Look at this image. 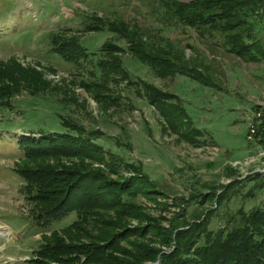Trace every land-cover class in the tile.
<instances>
[{
	"label": "trees",
	"instance_id": "1",
	"mask_svg": "<svg viewBox=\"0 0 264 264\" xmlns=\"http://www.w3.org/2000/svg\"><path fill=\"white\" fill-rule=\"evenodd\" d=\"M154 3L165 22L180 25L178 31L186 37H190V30L215 41L219 37L217 42L241 60H263L264 65V29L261 36L254 33L255 28L264 26V0ZM84 28H105L114 37L100 43V56L94 61L96 71L77 80L102 107L120 103V91L115 88L121 83L133 86L156 108L170 131L191 144L205 142L206 131L192 123L174 92L130 75L119 57L123 46L115 40L123 39L129 53L157 76L179 73L215 85L206 65L185 56L182 45L189 46L188 41L175 43L145 28L138 19L106 18L94 12L86 16ZM48 42L50 51L77 65L89 54L74 33L51 31ZM48 86L39 70L20 65L13 55L0 60V104H9L11 96L20 90L35 94ZM63 96L74 100L66 93ZM58 116L64 130L26 131L16 139L23 156L14 170L21 177L19 190L34 204L35 224L47 227L69 212L74 213L65 225L41 233L28 258L32 264H264V199L247 209L236 207L232 213L224 214L223 223L215 227L210 226L214 207L198 209L205 199L214 198L219 204L238 191L240 181L258 178L244 192L251 194L252 188L264 185V172L252 171L239 178L228 163L231 179L217 189L208 183L205 189L180 198L181 203L172 200L177 210L166 216L162 213L169 205L162 200L166 192L156 187L138 163L123 160L98 142L96 136L103 133L98 127L88 129L69 116ZM259 119L254 138L261 143L264 115ZM120 165L131 173L123 174ZM139 197L153 202L158 213L146 212ZM189 200L195 203L187 216L184 204ZM129 218H135L136 223L129 224Z\"/></svg>",
	"mask_w": 264,
	"mask_h": 264
},
{
	"label": "rangeland",
	"instance_id": "2",
	"mask_svg": "<svg viewBox=\"0 0 264 264\" xmlns=\"http://www.w3.org/2000/svg\"><path fill=\"white\" fill-rule=\"evenodd\" d=\"M154 2L0 0V60L13 55L20 65L39 70L49 83L48 88L35 94L20 90L11 96L9 104H0V264H32L28 258L40 241L41 233L47 234L50 229L59 228L74 218V213L69 212L47 227H38L33 218L34 204L19 190L21 177L14 170L23 156L16 141L19 135L27 134L26 131L64 130L58 114L69 116L88 129L98 127L103 132L96 136L98 142L123 160L138 163L156 187L166 192L167 196L162 198L169 204V210H162L166 216L177 210L172 200L181 203L180 198L205 189L208 183L213 185L212 188H218L220 183L231 179L226 168L231 160H240L232 166L236 171L234 175L239 178L252 171L264 172V155L256 154L262 142H257L254 137L248 140L245 136L248 124L253 122L256 128L259 118L264 115L263 60H241L217 42L219 37L215 41L194 30L186 37L178 31L180 25L165 22ZM93 12L106 18L138 19L145 28L166 35L175 43L188 41L189 46L182 45L185 56L206 65L215 85L179 73L157 76L148 65L129 53L123 39L115 40L123 46L119 57L132 77L150 81L179 97L192 123L206 131L203 144H191L170 131L156 108L133 86L121 83L115 88L120 91V103L102 107L77 82L79 78H87L89 71H96L94 61L100 56V43L104 39H114L105 28H84L86 16ZM157 26L161 30L155 29ZM259 28L254 30L256 36H261L264 26ZM51 31L77 35L89 51L86 59L77 65L50 51L48 35ZM149 39L159 42L155 38ZM52 85L57 86L56 89ZM257 111L259 115H256ZM248 157L251 160L243 161ZM62 160L67 161V158ZM92 164L102 166L96 162ZM120 170L125 175L131 173L122 165ZM252 181H240L238 191L219 204L214 198L205 199L198 209L214 207L210 226L222 224L224 214L232 213L238 206L247 209L262 203L264 185L252 188L251 194L244 193ZM138 200L146 212L158 213L150 200L143 197ZM194 203L189 200L184 204L187 216L194 209ZM128 222L134 224L136 219L129 218ZM149 263L156 264V261Z\"/></svg>",
	"mask_w": 264,
	"mask_h": 264
},
{
	"label": "built area",
	"instance_id": "3",
	"mask_svg": "<svg viewBox=\"0 0 264 264\" xmlns=\"http://www.w3.org/2000/svg\"><path fill=\"white\" fill-rule=\"evenodd\" d=\"M256 115H259V111L256 112ZM253 122H250L247 126V131H246V139L248 140H253L254 137V132H255V128L254 125L252 124ZM257 155H264V141L259 145L258 149H257ZM244 160H251V157L248 158H244ZM240 160L239 159H234L229 161L228 163L234 167V164L238 163Z\"/></svg>",
	"mask_w": 264,
	"mask_h": 264
}]
</instances>
